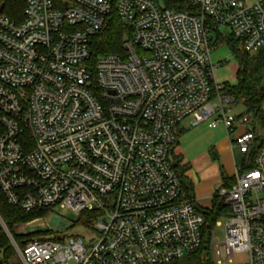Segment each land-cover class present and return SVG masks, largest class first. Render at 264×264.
<instances>
[{
    "label": "built area",
    "instance_id": "built-area-1",
    "mask_svg": "<svg viewBox=\"0 0 264 264\" xmlns=\"http://www.w3.org/2000/svg\"><path fill=\"white\" fill-rule=\"evenodd\" d=\"M23 1L19 22L0 11V190L24 212L102 215L86 240L30 241L17 235L32 221L12 231L0 216L12 251L5 261L0 242V264H168L195 254L207 218L171 156L177 127L241 128L230 148L249 152L257 134L249 115L233 113L212 43L218 34L249 52L264 47V0ZM113 11L131 28L124 52L92 58ZM234 177L217 191L231 211L224 237L211 234L214 264H264V145Z\"/></svg>",
    "mask_w": 264,
    "mask_h": 264
},
{
    "label": "trees",
    "instance_id": "trees-1",
    "mask_svg": "<svg viewBox=\"0 0 264 264\" xmlns=\"http://www.w3.org/2000/svg\"><path fill=\"white\" fill-rule=\"evenodd\" d=\"M57 1V0H55ZM3 5L2 13L10 18L20 21L23 16V0H0ZM131 28L113 11L106 19L103 29L92 39L90 52L92 58L98 55L109 53H123L122 48L124 37L130 35ZM226 44L230 49V54L237 61L235 83L224 82V90L229 94L234 102V106L242 105L245 111L241 116L249 115L251 119L250 127L257 134L249 152L243 154L242 166L248 170L254 166V158L258 149L264 145V47L256 52L246 51L241 41L235 37H223L215 34L212 45ZM260 125L262 134L256 132L257 125ZM176 143V142H175ZM176 170L181 179L183 190L193 199L191 195V185L184 175L185 169L180 166L177 160ZM223 185L230 188L235 178H229L222 169ZM226 196L216 194L210 208L200 210L207 218L204 230V240L201 248L195 253L181 260L173 261L168 264H214L212 258L211 234L216 220L230 213L231 207L225 203ZM50 209H40L31 212H24L19 208L11 206L2 191L0 190V216L13 231L15 225L21 222H29L36 218L48 215ZM102 215L99 209L84 210L78 214V222L85 227H90ZM37 238L36 234H18L17 239L30 241ZM0 242L7 245L5 261L11 256L12 251L8 247L5 234L0 226Z\"/></svg>",
    "mask_w": 264,
    "mask_h": 264
},
{
    "label": "rangeland",
    "instance_id": "rangeland-1",
    "mask_svg": "<svg viewBox=\"0 0 264 264\" xmlns=\"http://www.w3.org/2000/svg\"><path fill=\"white\" fill-rule=\"evenodd\" d=\"M59 0H57L58 3ZM247 2H254L256 0H246ZM126 23V22H125ZM212 58L215 63L221 62L222 67L216 70V77L220 82L228 81L235 83V67L237 61L230 54V49L226 44L212 45ZM245 111L244 106H234L233 113L241 114ZM185 122V121H183ZM186 126V132L178 137V148L186 161H191L198 155L202 154L209 147L218 145L220 141L229 140L228 132L220 123L217 128L208 127V123L204 122L196 126H191L189 123H183ZM256 132L262 134V129L258 124ZM236 134L232 133L231 138H234ZM234 159L237 165H241L243 156L237 149L234 150ZM224 165L223 158L220 161V166ZM207 169L210 173L216 174L219 172V168L214 165H208ZM226 170L228 168L226 167ZM232 170V168L230 169ZM204 206H210V202H207ZM78 214L69 208H53L48 211V215L32 220L31 224L21 230L22 235L36 234L37 238H52L56 236H81L85 240L89 235H92L96 230V221L90 227H85L78 222ZM103 219V218H101ZM223 225H214L212 230V237H224V217L220 218ZM28 222V221H27ZM27 222H21L22 224ZM20 223V224H21ZM246 253H240L236 256V262L246 260ZM213 261L215 260L214 253L212 252ZM72 264H75L72 262Z\"/></svg>",
    "mask_w": 264,
    "mask_h": 264
},
{
    "label": "crops",
    "instance_id": "crops-1",
    "mask_svg": "<svg viewBox=\"0 0 264 264\" xmlns=\"http://www.w3.org/2000/svg\"><path fill=\"white\" fill-rule=\"evenodd\" d=\"M236 70L237 64L235 67V76ZM183 123H188V121L186 120L185 122H182L177 127V139L184 132H186V126L183 125ZM219 125L220 123L215 128H217ZM223 127L226 129L224 125ZM241 131V128H237L232 133L237 135ZM231 135H229L228 133L229 138H231ZM177 139L171 151L172 159L174 160L175 164H177V160L179 159L180 166L182 168H186L184 175L191 185V195L197 206L201 209L210 208L219 187L223 184L222 169L229 178H235L234 175L237 165L234 159L235 149H233L232 151L230 148V139H225L222 142L220 141L218 145L209 147L206 151H203L202 154L196 156L190 163L189 161H186L184 159L183 154L179 150L177 151ZM240 154L243 156L242 153ZM222 158L224 161V165L222 164V166H220V161ZM208 165H214L219 168V172L217 173V175L210 173V170L207 169ZM226 167L228 168V170H226ZM231 168L232 170H230ZM207 202H210V206L208 207L204 206Z\"/></svg>",
    "mask_w": 264,
    "mask_h": 264
},
{
    "label": "water",
    "instance_id": "water-1",
    "mask_svg": "<svg viewBox=\"0 0 264 264\" xmlns=\"http://www.w3.org/2000/svg\"><path fill=\"white\" fill-rule=\"evenodd\" d=\"M2 10H3V5L0 6V11H2ZM124 39H126V37Z\"/></svg>",
    "mask_w": 264,
    "mask_h": 264
}]
</instances>
